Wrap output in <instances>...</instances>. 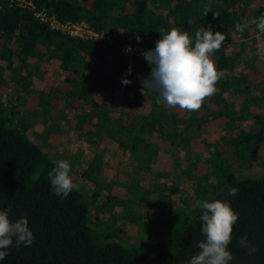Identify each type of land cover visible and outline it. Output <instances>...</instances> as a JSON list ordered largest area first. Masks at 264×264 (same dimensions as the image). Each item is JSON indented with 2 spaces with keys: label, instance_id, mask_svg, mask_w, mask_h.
<instances>
[{
  "label": "trees",
  "instance_id": "trees-1",
  "mask_svg": "<svg viewBox=\"0 0 264 264\" xmlns=\"http://www.w3.org/2000/svg\"><path fill=\"white\" fill-rule=\"evenodd\" d=\"M31 1L35 10L0 2V210H10L12 222L27 218L34 242L14 245L0 264H188L198 251L196 242L204 238L202 209L195 203L217 199L230 202L239 213L230 264H264V176L239 178L234 171L257 159L264 169V54L249 49L260 32L255 25L243 33L234 27L264 14V0ZM38 13L61 24L85 22L112 43L64 34ZM209 25L214 33H227L211 57L225 73L218 92L195 112L166 108L157 103L156 93L142 95L141 80L149 77L150 65L126 54L125 48L154 49L172 28L188 31L194 44L195 32ZM248 52L255 67L239 72L236 66ZM122 78L131 84L123 85ZM12 84L27 98L5 107L2 96ZM113 86L123 88V95L112 103L101 101L100 94ZM70 108L77 112L71 119L66 112ZM62 121L80 134L96 135L102 144L114 142L130 152L140 173L134 176L138 187L150 176L161 178L163 207L170 202L169 193L179 189L180 184L168 185L175 176L196 183V200L174 210L165 207V216L155 223L129 211L131 223L147 224L139 225L134 240L124 241L118 233L112 236L116 240L105 237L91 220L92 205L100 206L105 190L99 185L105 149L95 155L85 177L81 173L73 180L79 191L67 199L52 195L48 173L55 161L49 150L63 133ZM37 126L43 132L32 139ZM153 133L157 138L148 139ZM182 151L185 159H179ZM207 153L204 168L200 162ZM163 155L162 169L153 170V162ZM84 178L95 186L91 204L80 184ZM230 187L239 190L236 196L227 195ZM114 199L107 196L100 209ZM243 236L257 249L254 254L239 246Z\"/></svg>",
  "mask_w": 264,
  "mask_h": 264
},
{
  "label": "clouds",
  "instance_id": "clouds-1",
  "mask_svg": "<svg viewBox=\"0 0 264 264\" xmlns=\"http://www.w3.org/2000/svg\"><path fill=\"white\" fill-rule=\"evenodd\" d=\"M209 11L206 9V14ZM215 16L218 17L217 14ZM252 25L258 32L264 33V14L250 18L246 23H237L234 27L236 32L243 33ZM225 40V34L214 33L211 25L195 32L194 44L188 31L172 28L161 36L153 50L141 53L151 68L149 77L141 80V94H158L157 103L166 108L178 107L189 112L200 110L206 98L218 92L216 85L225 74L223 70H217L211 58ZM260 49L258 45L257 54ZM126 51L131 52V49ZM130 74L131 66L126 75ZM121 83L127 86L131 81L122 78ZM70 173V161L55 162V167L48 173L52 195L67 199L74 190L79 191V184L73 181ZM238 191L230 187L227 195L236 196ZM195 207L202 209L200 232L204 238L196 242L198 251L191 256L188 264H230L233 255L229 245L239 213L232 209L230 202L220 199L212 202L197 200ZM9 215L10 210H0V261L10 254L9 250L14 245L29 247L34 242L27 218L12 222ZM238 243L248 250L249 255L257 251L247 236L241 237Z\"/></svg>",
  "mask_w": 264,
  "mask_h": 264
},
{
  "label": "rangeland",
  "instance_id": "rangeland-1",
  "mask_svg": "<svg viewBox=\"0 0 264 264\" xmlns=\"http://www.w3.org/2000/svg\"><path fill=\"white\" fill-rule=\"evenodd\" d=\"M162 12L165 11L162 9ZM219 32L225 34L227 38L226 32ZM251 42L253 45H250V50L258 49V45H260L262 49L261 53L264 54V33L257 35ZM143 48L147 49L148 51L153 50L146 47ZM244 56V59H242L236 66L239 72H249L253 67H255L252 63V53L248 52ZM123 93V88L113 86L109 92L104 91L100 94L102 98L101 101L103 100L105 103H112L114 99L121 97ZM19 97H24L23 99L27 98V96L17 85L12 84L10 86L9 92L2 96L4 106L8 107L15 104ZM66 112L70 119L77 113L72 108L67 109ZM61 126L63 133L60 138L57 139L56 146H53V149H50L49 152L51 153L53 161L55 162L59 160L70 161V175L72 176L73 180L79 179V175L81 173L85 177L88 167L94 161L95 155L99 151L105 149V154L103 155L104 158L101 165V173L99 174V185H101V187L105 190L102 196L99 198L98 204L101 206L107 196L117 197V200L114 199L107 202L108 204H106L104 209H100L101 207L98 205V207H96V205H92L93 208L91 210V220L93 221L94 226L97 227V230H101L100 233H102L105 237L116 240V238L112 236H114V234L117 235L118 233L117 237L123 239L124 241L126 240L130 242L134 240L136 234L138 233V227H144L147 224L142 226L140 223H137V225L131 223L133 216L128 214L129 211L130 213L136 212L141 214V220L143 222L155 223L161 221L165 216V214L163 215V213H165V207H167L169 210H174L178 207H186L188 206V203L191 204L192 201L196 200L194 194L196 183L193 181H184L186 179H182L183 177L180 179L179 176H175L171 178L173 181L168 180V185L171 187V185L174 183H176V185L180 184L179 189L176 193H169L170 202H168L166 206L163 207L160 202L158 188V185L162 183L161 178L156 177L155 175L150 176L146 182H140L138 187L135 177L140 176V173L136 169L137 163L132 160L130 152L124 151L114 142H110L107 145L102 144L97 139L96 135L80 134L74 130L73 125H67L65 121L61 122ZM42 132L43 129L37 126L34 135H32V139H35V137L41 135ZM212 137L218 138L219 135H212ZM154 138H157V134L155 133H153V136L148 137L150 140H154ZM51 142L55 143L54 140H51ZM165 153L168 152L165 151L164 154ZM205 155L206 157L209 156L208 153L203 154L201 158L202 160L200 162L204 168L207 167ZM227 155L230 157L228 153ZM166 156L163 155L156 158V160L153 162V170L159 171L162 169V164L166 159ZM180 156L181 157L179 159H185V151L180 152ZM261 160L262 159H257L256 162L251 161L250 163H248V160L242 162V167L235 168L234 171L239 178L263 177L264 169L261 167L259 168ZM168 174L171 173L169 172ZM80 184L86 198L89 199L88 204H91L90 200L93 196L95 186L91 180L86 178L81 180ZM155 184L157 186H155ZM121 202H125L130 210L127 209L126 205L124 206Z\"/></svg>",
  "mask_w": 264,
  "mask_h": 264
},
{
  "label": "built area",
  "instance_id": "built-area-1",
  "mask_svg": "<svg viewBox=\"0 0 264 264\" xmlns=\"http://www.w3.org/2000/svg\"><path fill=\"white\" fill-rule=\"evenodd\" d=\"M0 2H6L10 7L18 6L23 9L27 8V9L35 10V5L31 0H0ZM37 17H39L43 22L46 23L48 22L52 29L61 31L64 34H69L72 37H78L85 41L107 42L109 44L112 43L110 38H108L104 34L97 33L96 31H94L93 28H91L85 22H81V23L69 22L67 24H61L55 18L49 19L45 13H38ZM127 49L129 48H125L126 54L132 53L141 58H143L141 53L148 51L147 49H144L141 46H136L135 48H132L131 52H127L126 51Z\"/></svg>",
  "mask_w": 264,
  "mask_h": 264
}]
</instances>
